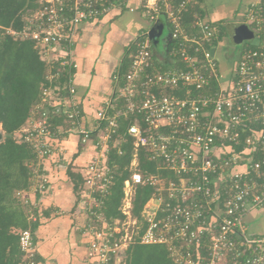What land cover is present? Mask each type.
<instances>
[{
	"label": "built area",
	"instance_id": "1",
	"mask_svg": "<svg viewBox=\"0 0 264 264\" xmlns=\"http://www.w3.org/2000/svg\"><path fill=\"white\" fill-rule=\"evenodd\" d=\"M116 2L38 0V9L20 32L7 29L15 37L32 40L48 66V85L18 130L37 164L60 158L67 149L58 143L63 131L52 121L62 111L69 122L67 133L76 136L81 147L90 144L94 152L80 168L79 205L72 214L76 229L86 238L85 260L121 264L127 247L138 243L163 246L175 264H264V237L248 234L245 227L249 210L264 202V0H255L247 9L253 42H242L226 83L211 51L221 27L195 15L191 30L183 28V14L196 0H138V6H128L130 12L140 9L152 25L159 15L165 16L171 65L155 64L148 32L139 34L124 79L96 110L94 124L87 126L76 107H65L58 79L66 78V92L72 96L71 70L77 64L71 48L78 26L108 13ZM129 116L133 123L127 134L134 154L122 185L121 217L108 219L104 202L114 182L108 147L117 141L113 136L119 118ZM219 141L242 148H215ZM138 149L157 170L172 177L142 173ZM34 169L39 180L34 178L29 193L45 188L46 177L37 172V165ZM137 186L153 188L138 216L132 212ZM16 195L28 203L24 191ZM19 247L24 264H37L29 229L19 231Z\"/></svg>",
	"mask_w": 264,
	"mask_h": 264
},
{
	"label": "trees",
	"instance_id": "2",
	"mask_svg": "<svg viewBox=\"0 0 264 264\" xmlns=\"http://www.w3.org/2000/svg\"><path fill=\"white\" fill-rule=\"evenodd\" d=\"M178 1L176 0V2ZM171 3L174 2L171 0ZM192 6H187L188 8L182 19L183 28L189 31L193 20L191 12L195 9ZM38 7V0H0V135H2L0 136V264H24L25 260L19 247V231L29 229L35 242L34 233L39 228L40 223L46 218L49 219V211L46 208L42 210L41 205V201L45 198L50 185L49 173L45 169V166L50 164L49 161L55 160L57 161L56 164L64 166V173L70 180L73 192L77 195L78 200L83 180L80 169L74 170L72 165L73 160L80 152L81 146L79 144L77 151L71 155L70 161L69 152L66 151L65 157L41 159L40 163L37 164L38 160L30 145L18 136V130L28 121L33 107L39 102L41 89L48 85L46 79L48 66L40 59L39 51L34 47L32 40L15 37L8 33L7 29L20 32L26 23V19ZM167 24L169 26L168 21ZM170 48L171 41L168 42V50ZM133 51L134 42L126 49L119 64L117 71L119 84L124 79ZM167 59L171 61L173 58L167 57ZM154 62L160 64L155 60ZM161 65L167 67L171 63L167 62ZM177 65L179 64L177 63ZM71 71L74 72V70ZM65 81L66 78L63 76L58 79V92L61 96H64L67 91L64 85ZM168 93L171 94V90H168ZM80 114L83 116L81 112ZM52 121L53 126L61 127L63 133L59 135V139L65 141L67 135H69L67 133L69 122L64 112L56 114ZM82 122L85 124L84 118ZM131 123H133V117L119 118L116 133L113 136L117 141L111 142L108 147L107 161L114 171V182L110 194L104 202V214L108 219L121 217L118 207L122 197V185L123 181L129 176L127 166L134 154L132 138L127 134V127ZM244 135L243 133L242 137ZM215 145V148H242V146H235L222 141L217 142ZM118 151L121 153L119 154ZM254 157L257 158V154ZM137 160L139 169L144 174L162 172L165 177H172L171 174L165 171L157 170L156 163L147 159L143 149H138ZM36 165L37 172L46 177L45 188L41 190L38 187L34 193H29L35 178L34 168ZM35 180L38 181L39 179L35 178ZM38 184L36 182V185ZM19 191H24L28 203H24L16 195ZM152 193L153 188L151 187L137 186L133 200L132 212L134 215H139L143 204ZM35 261L37 264H48L46 259L37 251ZM121 264L175 263L168 256L163 246L135 243L127 247Z\"/></svg>",
	"mask_w": 264,
	"mask_h": 264
},
{
	"label": "crops",
	"instance_id": "3",
	"mask_svg": "<svg viewBox=\"0 0 264 264\" xmlns=\"http://www.w3.org/2000/svg\"><path fill=\"white\" fill-rule=\"evenodd\" d=\"M116 1V5L108 13L78 26V35L71 48L73 59L77 64L72 79L75 92L72 96L65 92L64 97L67 99L65 107L67 109L76 107L83 114L84 123L87 126L94 124L96 110L116 93L119 86L117 71L126 49L139 34L143 32L149 34L153 26L140 9H135L132 12L127 9L128 6H138V0ZM172 2L175 3L176 0H172ZM253 2L255 0H196L192 6L195 9L193 8L194 10L191 12V18L197 15L204 23L217 24L221 27V35L213 42L211 51L222 73L224 83L229 80L237 59V55L234 59L228 55L225 56L224 39L227 40L229 36L227 25L242 23L253 32V27L245 18L247 9ZM157 24L161 26L162 32L163 26L168 25L164 15L158 16ZM252 37L247 39L246 43L251 44ZM149 39L152 45L153 59L160 64L169 62L167 50L170 38L165 41L161 50L157 49V43L154 42L153 37L149 36ZM64 143L68 149L70 161L71 155L77 151V138L72 134L67 135ZM90 147V144L81 147L72 162L74 170H79L93 156L94 152ZM84 152L89 153H86V158L83 159ZM55 162L57 161L50 160V164H45L50 179L45 198L52 200L53 207L69 212V228L77 233L72 214L76 211L79 200L65 173L59 175L58 168L63 165ZM44 227L45 225H41V231ZM245 227L248 234L264 237V202L261 206L249 210L245 216ZM84 256L85 253L75 258L74 264H88Z\"/></svg>",
	"mask_w": 264,
	"mask_h": 264
},
{
	"label": "rangeland",
	"instance_id": "4",
	"mask_svg": "<svg viewBox=\"0 0 264 264\" xmlns=\"http://www.w3.org/2000/svg\"><path fill=\"white\" fill-rule=\"evenodd\" d=\"M248 30L251 32L249 28ZM152 36L154 42L157 43V49L161 50L165 41L170 38L169 26L164 25L161 33L152 34ZM246 42L247 40L243 43ZM243 43L234 44L231 37L228 36L227 40L224 39L225 56L228 55L234 59ZM62 142L64 144L63 146L66 147L63 140L58 143L62 144ZM67 150L63 153L65 154ZM86 153L89 152H84L83 159L86 158ZM64 154L60 156H64ZM58 172L59 175H63L64 166H60ZM66 181L68 180L66 179ZM41 203L42 210L46 208L49 211V219L51 220H44L40 223L39 228L34 233L35 250L49 262L48 264H74L75 258L85 253L84 245L86 238L82 234L76 233L72 228H69V212L67 213L64 209L53 207V202L49 198H43ZM41 225H45L43 231H41Z\"/></svg>",
	"mask_w": 264,
	"mask_h": 264
},
{
	"label": "water",
	"instance_id": "5",
	"mask_svg": "<svg viewBox=\"0 0 264 264\" xmlns=\"http://www.w3.org/2000/svg\"><path fill=\"white\" fill-rule=\"evenodd\" d=\"M157 33H161V26L155 23L150 29V38L153 37L152 34ZM227 33L234 44H241L243 41L252 37V32H249L248 26L242 23H232L227 25Z\"/></svg>",
	"mask_w": 264,
	"mask_h": 264
}]
</instances>
